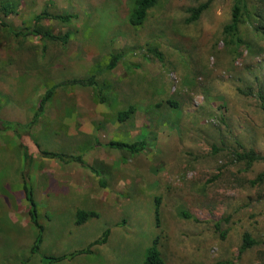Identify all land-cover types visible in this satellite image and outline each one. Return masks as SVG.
I'll use <instances>...</instances> for the list:
<instances>
[{
	"label": "rangeland",
	"instance_id": "rangeland-1",
	"mask_svg": "<svg viewBox=\"0 0 264 264\" xmlns=\"http://www.w3.org/2000/svg\"><path fill=\"white\" fill-rule=\"evenodd\" d=\"M206 1L158 0L140 27L129 22L135 0H19L16 13H0L15 32L69 37L0 26V264H144L153 246L168 264H264V162L234 160L251 149L264 156V34L243 18V43L225 38L234 0H214L188 23ZM90 76L108 103L93 88L63 86L30 124L48 89ZM129 106L133 118L117 122ZM139 140L147 146L137 156L107 147ZM41 152L83 156L86 166ZM79 211L96 216L78 224ZM244 234L257 245L240 254Z\"/></svg>",
	"mask_w": 264,
	"mask_h": 264
},
{
	"label": "trees",
	"instance_id": "trees-1",
	"mask_svg": "<svg viewBox=\"0 0 264 264\" xmlns=\"http://www.w3.org/2000/svg\"><path fill=\"white\" fill-rule=\"evenodd\" d=\"M214 0H207L205 3L200 4L196 8L190 9L191 16L187 20L188 23H193L196 22L200 19L201 15L209 9L211 3ZM158 4V0H135V6L133 7V10L130 14L129 22L132 26L134 27H140L146 17L148 16V13L151 9L155 8ZM19 6V0H0V13L3 15V17L7 18L11 16L12 14L16 13V10ZM257 8V9H256ZM254 8V11L252 8L248 5L247 0H234V5L232 7V16H231V21L228 25L225 26L224 28V36L225 38L230 37L232 41H235V44L237 46H240L243 43V40L241 38L240 34V25L241 21L243 18H253L255 17L257 20V27L255 28L257 32H260L261 34H264V0H259V4ZM47 15V14H46ZM45 15V16H46ZM53 19L59 21L60 23L63 24H69L72 22V20L75 18L73 15H54L51 16ZM41 16H35L34 21H40ZM0 26L7 28L9 32L14 33L17 36H21L23 38H26L27 36H33V37H40L43 41H59L63 44H66L68 42V35H65L64 37H57L54 36L50 33L48 30H43L42 28L34 27V28H28L26 32H15L12 28L9 29L7 23L2 21V18L0 17ZM152 53L159 58L160 60L162 59L161 54L157 50H153ZM124 55L121 53L115 54L111 57V61L108 64L106 70L108 72H111L114 70L119 61L122 60ZM63 86H80V87H89L94 89V99L95 102L99 104H106L108 103V100L105 96H103L102 89L96 88L97 82L96 78L94 76H90L85 79L81 80H75V81H70V82H65V83H60L57 85H54L52 88L48 89L46 94L44 95V98L41 102V105L39 107V111H37V114H35L34 119L32 123L30 124H36L38 119L43 115L44 111V106L47 103L49 99H51L56 91L63 87ZM259 98L263 101L262 103V110L264 111V96L260 95ZM170 105L176 106L175 103L169 102ZM136 107L135 106H129L126 110H120L117 111L115 114V118L117 122L123 124L126 123L127 121L131 120L133 118V115L136 112ZM3 128L6 130H14L10 122H3ZM17 126L19 124H16ZM29 133V132H28ZM19 137H21L19 135ZM146 141L145 140H139L131 143L127 142H118V141H111L108 143L107 147L113 150L117 151H122V152H127L131 156H137L141 155L146 151ZM215 153L217 152V149L214 148ZM42 156L45 158H50V159H60L62 161H74L78 162L82 166H86V163L84 162L83 156H77V157H67L61 154H55V153H50V152H41ZM234 160L238 163H244L247 165V167H251L253 163L256 162H264V156L259 155L255 152V150L251 149L249 151H242V152H237L234 155ZM264 177V174L260 175L259 178L262 179ZM255 184V182H254ZM104 185V183H102ZM24 193H25V198L28 202L29 208V215H30V220L33 223V225L39 230L42 231V226L38 221V214H37V209H36V203L34 199V193L33 190L27 187V183L25 182L24 185ZM157 204L160 203V200L157 199ZM96 213L93 211L90 212H85V211H79L77 213V223L82 224L86 221H88L90 218L95 217ZM157 216H158V210H157ZM181 216L185 219H193V216L187 212V211H182ZM217 227L219 228V225L217 224ZM109 235V231L106 232V235L104 239L101 241H97L94 244H102L107 241V236ZM223 238H225V233L222 234ZM42 234L37 237L36 239V246L35 248L38 249L39 245L42 242ZM257 245V242L251 238L250 234H244L243 236V242L240 248V254L246 252L248 249H251ZM92 247V246H90ZM89 247V248H90ZM90 252V249L88 250H82V251H77L75 253H72L71 255H64L61 257H49L48 259H51V261L54 262H61L65 260L67 257H75L80 254H88ZM144 264H168L164 258L162 257L160 251L156 246H153L147 254V258L144 262ZM219 264H229V263H219Z\"/></svg>",
	"mask_w": 264,
	"mask_h": 264
}]
</instances>
